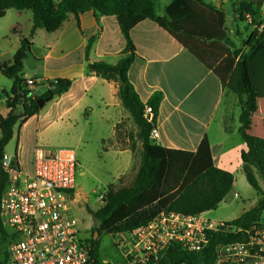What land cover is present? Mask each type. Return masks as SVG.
<instances>
[{
	"label": "trees",
	"instance_id": "16d2710c",
	"mask_svg": "<svg viewBox=\"0 0 264 264\" xmlns=\"http://www.w3.org/2000/svg\"><path fill=\"white\" fill-rule=\"evenodd\" d=\"M158 0H0V18L10 9L31 10L32 33L44 29L48 33L59 30L70 15L77 19L82 14L94 12L98 16H114L126 40L121 59L113 65L105 61L90 63L88 71L118 84V97L137 126L131 150L137 155L136 142L141 143L138 162L132 168L131 182L110 186L105 204L96 210L88 209L96 225L90 239L94 246L96 264H108L100 260V236L132 232L152 222L161 212L195 216L216 210L231 192L234 175L215 165L210 142L205 136L196 152L166 148L152 140L156 128L162 92H155L143 102L128 78V71L135 58V46L130 32L144 20H152L171 32L183 45L198 54L197 42H221L231 44L226 26L227 14L205 0H172L163 17L156 14ZM264 0H239L238 21L252 17L256 28L244 42L246 50H235L233 59L226 66L228 75L222 78L225 88L236 94L241 104L239 133L247 145L242 152L243 171L259 200L256 206L231 221L239 232H210L208 244L201 251H191L179 242L169 245L163 258L151 264H215L220 245L245 242L246 230L258 225L264 213V137L251 133L252 117L264 103V20H259ZM257 20L259 23H257ZM253 24V25H254ZM262 26V27H261ZM238 32V31H237ZM240 34V32H238ZM94 39L86 47L89 52ZM30 51L23 41L14 55L12 64H0V71L13 81L10 91L0 89V99L6 98L9 112L0 115V205L8 176L2 159L6 147L14 137L15 127L39 113L55 94L48 89L42 95H34L27 88L22 76L24 60ZM59 93L67 91L70 80H57ZM53 85V83H51ZM43 99L42 105L39 100ZM152 108V118L146 110ZM98 233L96 236L95 233ZM5 238H0V248ZM4 251H0V257ZM5 254V253H4Z\"/></svg>",
	"mask_w": 264,
	"mask_h": 264
},
{
	"label": "crops",
	"instance_id": "0c3cea01",
	"mask_svg": "<svg viewBox=\"0 0 264 264\" xmlns=\"http://www.w3.org/2000/svg\"><path fill=\"white\" fill-rule=\"evenodd\" d=\"M163 1L162 9L156 8L159 17H163L165 8L172 2ZM205 1L227 14L226 26L231 44L224 41L197 42L199 57L166 28L155 21L144 20L130 32L135 58L128 78L143 102H147L155 92L163 93L156 124L157 136L152 140L166 148L196 152L207 136L215 165L234 175L232 190L223 203L232 194L234 200H238L239 183H248L241 158L242 152L247 150L239 133L241 104L235 107L238 96L222 83V78L228 75L226 66L233 59V52L241 49L236 45L240 43L241 33L237 29L242 22L237 19L239 0ZM230 3L235 4L231 7ZM259 20H264V5ZM32 27L31 10L10 9L0 18V64H12L15 53L27 40L30 51L24 60L22 76L25 80L36 79L37 89L32 91L33 94H44L57 80H70L71 86L67 91L56 94L39 113L15 127L6 154L28 174L34 171L35 149L40 144L49 145L63 139L70 132L86 133L89 128L99 143L108 138L116 141L114 128L118 118L110 100L111 91L115 89L120 101L118 84L90 73L88 65L99 61L115 65L126 48V40L114 16L87 12L77 19L70 15L62 27L52 33L44 29L32 33ZM91 39L94 42L87 52ZM12 85L13 81L0 71V89L10 91ZM39 89L41 93L37 94ZM8 112L6 98L0 99V115L6 116ZM258 116L260 120L256 121ZM251 133L264 137L262 102L252 117ZM11 143L14 146L11 147ZM134 155L131 148H124L114 153L113 163L116 166L123 161L125 169L132 171ZM258 180L264 189L262 179L258 177ZM256 196L254 206L259 200L257 193ZM242 210L236 218L249 209ZM213 211L199 215L209 218ZM261 218L264 221V213Z\"/></svg>",
	"mask_w": 264,
	"mask_h": 264
},
{
	"label": "built area",
	"instance_id": "2783aa9c",
	"mask_svg": "<svg viewBox=\"0 0 264 264\" xmlns=\"http://www.w3.org/2000/svg\"><path fill=\"white\" fill-rule=\"evenodd\" d=\"M246 18L252 22L250 15ZM25 81L29 90L37 89L35 78ZM151 113L152 108L148 107L149 120ZM155 136L156 128L151 133V137ZM2 164L8 181L0 205V238H5L0 248L5 253L0 264H96L91 238L82 235L80 221L75 216L79 196L76 149L37 147L31 174L6 153ZM107 191L99 194L101 207ZM239 231L231 221L161 212L149 224L114 237L125 264H151L163 258L173 242L191 251H201L208 244L210 232ZM245 233L247 241L218 247L217 262L235 258L244 264L247 259L255 258L253 264H259L264 259L262 218Z\"/></svg>",
	"mask_w": 264,
	"mask_h": 264
},
{
	"label": "rangeland",
	"instance_id": "374dc122",
	"mask_svg": "<svg viewBox=\"0 0 264 264\" xmlns=\"http://www.w3.org/2000/svg\"><path fill=\"white\" fill-rule=\"evenodd\" d=\"M164 1L160 3L157 2V10H161ZM235 3H230L231 7ZM257 23L259 21L257 20ZM253 22H242L238 27V31L241 33L240 43L236 47L243 49L244 42L247 40L248 36L253 29L256 28L257 24ZM235 31V30H234ZM238 33L234 36L237 37ZM243 50H246L245 48ZM37 94L41 93V90L36 91ZM112 99L110 103L114 105L115 111L117 113L118 123L115 126L116 141L110 138L104 139L103 142L99 143L97 138L86 129V133L70 132V135L63 138L55 140L54 142L46 144H40L38 147L47 146L49 148L45 149H56L59 147H69L76 149L78 160H79V173H78V183H79V196L77 208L75 211V216L80 221V227L82 235L91 238L96 225L93 221L92 216L89 214L88 209L96 210L101 207V202L99 201V194L102 190L107 191L110 186H120L121 184H129L131 182L132 171L127 168L125 169L122 164L123 161H119V164L115 166L113 163L115 152H118L124 148L130 149L132 146L133 139L132 136L136 135L137 126L135 122L131 119L130 115L123 109L120 101L117 98L115 89L111 91ZM235 107H240L239 101L235 102ZM260 116L256 118L259 121ZM60 135V134H59ZM11 143V147L14 146ZM137 155H134V164L138 162V152L141 149V143L138 141L135 144ZM7 151V150H6ZM8 152V151H7ZM100 187V190H98ZM96 191V192H95ZM238 192L240 198L234 200L233 194L228 196L226 200L221 203L216 210L209 216L210 219H218L231 221L234 220L244 209H250L256 203V193L248 185L247 182L240 184ZM100 240V260H103L108 264H125L121 251L115 245V237L110 234H102L99 238ZM255 258L247 259L244 264H253ZM215 264H242L233 258V260H223ZM259 264H264V259L260 260Z\"/></svg>",
	"mask_w": 264,
	"mask_h": 264
},
{
	"label": "water",
	"instance_id": "95a60500",
	"mask_svg": "<svg viewBox=\"0 0 264 264\" xmlns=\"http://www.w3.org/2000/svg\"><path fill=\"white\" fill-rule=\"evenodd\" d=\"M50 90L53 92V94H58L61 90V86L60 84H58L57 82L55 84H53L51 87H50ZM42 102H43V99H40L39 100V104L42 105ZM95 235L97 236L98 233L96 232Z\"/></svg>",
	"mask_w": 264,
	"mask_h": 264
}]
</instances>
